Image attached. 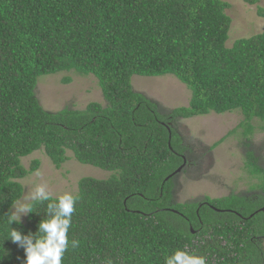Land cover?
Instances as JSON below:
<instances>
[{
	"label": "trees",
	"instance_id": "trees-1",
	"mask_svg": "<svg viewBox=\"0 0 264 264\" xmlns=\"http://www.w3.org/2000/svg\"><path fill=\"white\" fill-rule=\"evenodd\" d=\"M246 1L264 18L259 0ZM230 7L223 0H0V264L25 259L23 248L4 240L6 213L27 195L22 180L40 160L23 161L39 150L56 169L73 159L109 173L79 180L69 231L79 247L62 264H164L185 245L208 264H264V211L255 212L264 207V166L253 150L245 167L257 179L250 189H262L258 200L232 192L205 197L212 207L199 208L174 192L184 150L177 120L240 112L246 146L254 121L264 131V29L228 47ZM68 71L93 75L105 103L45 109L41 77ZM168 74L191 91L188 106L167 110L132 85L135 75ZM45 206L35 204L12 226L35 232Z\"/></svg>",
	"mask_w": 264,
	"mask_h": 264
},
{
	"label": "rangeland",
	"instance_id": "rangeland-1",
	"mask_svg": "<svg viewBox=\"0 0 264 264\" xmlns=\"http://www.w3.org/2000/svg\"><path fill=\"white\" fill-rule=\"evenodd\" d=\"M231 7L227 10L232 18L229 33L228 47L240 38H248L262 32L264 18L257 14V4H250L246 0H223ZM264 8V0L259 4ZM66 76L72 78L71 82L63 83ZM38 85V93L43 107L48 110H59L64 106H73L84 109L92 102L104 104V97L98 80L93 75H80L68 71L55 75H44ZM132 85L136 91L146 94L156 100L167 110L189 105L191 91L174 75L168 74L160 77H143L135 75ZM243 115L240 112L210 113L190 119L177 120L178 132L184 140L191 144L192 162H199L193 169L189 167L183 171V165L178 177L179 188L175 192L178 202H198L205 197L218 198L228 196L230 193L250 196L253 200L260 197L261 188L256 186L250 189L257 179L249 175L245 167L246 152L251 149L264 166V131L260 123L254 121L252 134L248 135V145L245 143L244 128L240 127ZM236 130L235 133L229 134ZM225 138L214 149H210L216 142ZM34 159L40 160V168L36 173L22 180L26 194L20 200H26L36 182L46 181L54 194L65 190L78 191V182L82 177L91 176L105 179L109 173L98 168L82 165L76 160L66 162L61 169H56L43 150L34 152L24 158V165L30 166ZM247 196V197H248ZM264 196V195H263ZM260 201H264L261 198ZM255 201V204H258ZM251 203L250 205H255ZM257 207V205H256ZM255 208V206H254ZM27 215L22 216L25 221Z\"/></svg>",
	"mask_w": 264,
	"mask_h": 264
},
{
	"label": "clouds",
	"instance_id": "clouds-1",
	"mask_svg": "<svg viewBox=\"0 0 264 264\" xmlns=\"http://www.w3.org/2000/svg\"><path fill=\"white\" fill-rule=\"evenodd\" d=\"M37 177L41 174L36 173ZM81 196L78 192L65 190L54 194L46 181L36 182L26 200L16 201L6 213L8 231L5 239H10L23 248V264H62L66 251L79 247L77 239L69 238L72 217ZM35 204H45V215L35 232L23 233L13 227L20 224L22 216L35 211ZM218 211H223L218 209ZM164 264H208L207 257L191 249L188 245L177 248L164 257Z\"/></svg>",
	"mask_w": 264,
	"mask_h": 264
},
{
	"label": "flooded vegetation",
	"instance_id": "flooded-vegetation-1",
	"mask_svg": "<svg viewBox=\"0 0 264 264\" xmlns=\"http://www.w3.org/2000/svg\"><path fill=\"white\" fill-rule=\"evenodd\" d=\"M182 139V147H184V150L183 152L180 154L181 157H182V163H181V166L183 165V171L185 170V168L189 167V169H193L195 167V165H200L199 162H192L193 158L192 156H189V154H191V144L190 142H187L184 140V137L181 138ZM179 188V181H174V192L177 191V189ZM198 204V207L201 208L204 204L208 205V206H211L209 205L206 201H205V198H203L201 201H198L197 202ZM212 207V206H211ZM172 211H175L174 209H171ZM258 211H264V207H261V208H257L255 210V212H258Z\"/></svg>",
	"mask_w": 264,
	"mask_h": 264
},
{
	"label": "water",
	"instance_id": "water-1",
	"mask_svg": "<svg viewBox=\"0 0 264 264\" xmlns=\"http://www.w3.org/2000/svg\"><path fill=\"white\" fill-rule=\"evenodd\" d=\"M180 169H181V167H179V168H178L176 171H177V172H179V171H180ZM176 171H175V172H176ZM175 172H174V173H175Z\"/></svg>",
	"mask_w": 264,
	"mask_h": 264
}]
</instances>
